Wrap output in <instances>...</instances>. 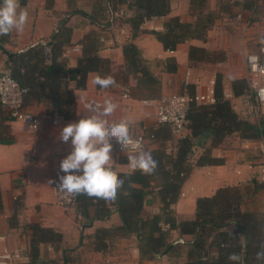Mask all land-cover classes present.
Segmentation results:
<instances>
[{"label": "crops", "instance_id": "obj_1", "mask_svg": "<svg viewBox=\"0 0 264 264\" xmlns=\"http://www.w3.org/2000/svg\"><path fill=\"white\" fill-rule=\"evenodd\" d=\"M252 2L258 5V0ZM19 4L27 11L28 20L23 31L13 29L0 35V72L9 68L13 54L52 41L67 78V88L73 94L75 114L66 120L44 98L27 94L24 111L58 119L57 125L44 121L32 133L24 130L20 122L11 120L2 108L0 120L3 118L2 125L8 127L4 139L9 142H0V255L12 257L8 264H190L216 257L214 240L219 232L235 234L244 252V235L233 223L221 229L208 227V236L198 241L196 236L181 234L178 228L170 229L161 221L173 246L167 252L162 248L150 260L142 259L137 236L120 229L121 219L116 211L104 220L89 223L76 210L68 213L55 203L48 180L60 172V161L71 151L70 141H60V130L69 122L89 115L86 104L102 105L106 98L117 104L107 119H127L134 134H155L147 151L160 145L168 152L174 151L178 140L169 129L164 135L165 127L156 124L155 102L165 95L202 90L216 76L221 78L224 92L232 93V82L239 79H245L249 86L245 57L256 50L257 39L264 33L257 14L261 7L250 12L244 8V0H169L166 16L145 20L134 33L127 22L136 14L134 0H19ZM207 16V29L201 37L189 38L174 51L165 50L156 36L165 32V25L172 18L204 30ZM128 44L135 46L139 64L149 73V81L140 73L128 71L123 54ZM191 47L198 49L193 57L189 56ZM5 51L12 56L8 58ZM83 57L95 61L86 74L84 87L78 89V62ZM97 73L101 77H114L115 86L102 89L95 85ZM248 98L252 99V106L248 105ZM227 100L240 118L260 127L256 103L248 91L237 97L232 94ZM262 148L263 137L244 139L239 133L227 135L218 145L212 144L211 135L196 138L190 155L194 166L177 201L170 207L176 224L196 218L198 198L215 196L224 189H230V194L238 198L240 213L264 219V182L259 179L257 166L264 159ZM205 153L218 159V163L196 166L197 159ZM112 155L111 166L116 172H131L129 153L119 152L113 143ZM160 186L159 178H153L143 199L144 220L154 215L162 217L157 195ZM93 214L91 209L90 216ZM32 225L51 229L60 237L56 242L39 243L34 259L30 257L29 246ZM101 229L108 232L98 239L95 234ZM229 242L227 238L224 244L227 246ZM250 258L253 254L249 253L247 259Z\"/></svg>", "mask_w": 264, "mask_h": 264}, {"label": "trees", "instance_id": "obj_2", "mask_svg": "<svg viewBox=\"0 0 264 264\" xmlns=\"http://www.w3.org/2000/svg\"><path fill=\"white\" fill-rule=\"evenodd\" d=\"M136 14L129 18L132 30H139L142 23L153 17L166 16L169 13V0H134L133 4ZM260 7L252 0H244V8L250 12H255ZM204 30L197 29L190 24L181 23L177 18H172L165 25V32L156 33L163 48L174 51L176 47L193 37H201L208 25V16L205 19ZM50 48V62L45 61V47ZM198 51L197 48L189 49V56L193 57ZM124 59L128 71L135 74L140 73L149 81V73L140 66L138 52L133 44H128L123 49ZM58 54L52 41L37 44L28 48L24 52L13 54L9 60V68L13 78L21 87L27 89V94H35L38 98L48 101L58 115L64 119H71L75 114V103L72 92L67 88L66 75L62 65L57 61ZM87 57H83L78 62V75L80 79L76 83V88L84 87L86 74L90 71L92 62ZM152 80V79H151ZM152 82H155L153 79ZM247 81L239 79L232 82V94L237 97L248 91ZM26 94V95H27ZM215 103L211 106L191 105L187 111L189 134L178 140L174 151H167L166 147L152 150L150 153L157 161V168L151 175H143L139 171L135 173L116 172L119 178L124 179L123 189L118 190L117 200L106 202L103 199L89 197L86 194L76 195V213L87 218L89 223L94 220H104L113 211H116L121 219L120 229L126 234H135L139 241V251L142 259H152L160 254L164 248L165 252L173 246L169 239V231L163 230L160 222L169 225L170 229L178 228L181 234H192L198 241L208 236V227L221 229L224 225L234 224L238 232L245 238L244 252L239 238L233 233L219 232L214 240L217 249L216 257H206L205 260H198L190 264H238L227 259L230 253H237L242 257L244 264H264L255 259V253L259 250V244L264 242V219L255 214L240 213L238 210V198L230 194V189L220 190L215 196L201 197L196 200V218L193 221H182L176 224V219L171 210L180 194L183 182L192 171L193 164L190 162V155L195 145V139L212 136V144H220L224 137L232 133H239L244 139H258L263 136L261 128L253 123L240 118L233 110L229 100L224 98L221 78L216 76L214 80ZM0 115L2 107L0 105ZM1 117V116H0ZM3 120V118H2ZM0 120V142L8 143L4 139L8 127L2 125ZM158 125V124H157ZM164 126V135L167 134V126ZM155 139L154 133H150ZM148 136V135H147ZM218 159L210 157L209 153L200 156L196 161V166L212 165L218 163ZM158 177L160 188L157 192L161 204V214L154 215L144 220L141 216L143 199L147 189L150 187L153 178ZM94 210L90 216V210ZM2 203L0 197V213ZM32 235L29 241L30 257L34 259L38 256V245L43 242H56L59 235L51 229L38 225L30 227ZM108 231L98 230L95 237L101 239ZM227 238L230 242L224 244ZM243 253V254H242ZM253 254V258L247 259L248 254ZM250 262V263H248Z\"/></svg>", "mask_w": 264, "mask_h": 264}, {"label": "clouds", "instance_id": "obj_3", "mask_svg": "<svg viewBox=\"0 0 264 264\" xmlns=\"http://www.w3.org/2000/svg\"><path fill=\"white\" fill-rule=\"evenodd\" d=\"M27 20L28 13L20 8L19 0H0V35H7L13 29L23 31ZM261 43H264V39ZM93 83L107 89L115 86L116 81L112 76L101 77L97 73ZM85 107L89 115L69 122L60 130V141H70L71 151L59 163L63 175L57 174L58 183L49 179L48 184H56L61 192L72 196L86 194L114 203L118 198V190L123 189L125 181L118 177L111 166L114 162L113 143L118 145L120 152L131 153L127 159L132 173L139 171L143 175H151L158 164L145 149L142 139L133 138L130 134L127 119H107L117 108L112 99H104L102 105L86 104ZM35 127L32 125L34 130ZM227 259L242 264V257L235 252L230 253ZM255 259L264 262V242L259 244Z\"/></svg>", "mask_w": 264, "mask_h": 264}, {"label": "built area", "instance_id": "obj_4", "mask_svg": "<svg viewBox=\"0 0 264 264\" xmlns=\"http://www.w3.org/2000/svg\"><path fill=\"white\" fill-rule=\"evenodd\" d=\"M257 3L264 9V0H258ZM240 17V15H237V19H240ZM262 39H264V34L257 39L256 50L250 52L245 57V66L247 69V79L249 83L248 92L252 95L256 103V115L263 134L262 151L264 157V43H261ZM44 51L45 61L46 63H49L50 48L46 46ZM252 57H255L256 59H252ZM188 78L189 72L187 71L186 82L188 81ZM27 92V89L21 87L13 78L10 69L6 68L0 72V105L6 111V114L11 120L20 122L24 130L32 133L39 130L44 121H50L53 125H57L58 119L52 118L48 114L37 116L24 111V97ZM223 96L224 98L229 99L231 98L232 93L223 91ZM144 103H146V101ZM214 103V80L202 90L195 88L191 94H170L162 96L155 102L156 124L167 126L170 133L177 138V140L183 139L189 134L188 120L186 116L190 106H211ZM32 125L36 126L35 130L32 128ZM129 130L133 138L142 139L145 149L148 150L150 140H152L154 136H147L143 133L134 134L131 126H129ZM116 148L120 152L118 145H116ZM124 152L131 154L128 151ZM257 166L259 179L264 182V159ZM248 167L252 168L253 165L249 163ZM57 174L52 180L57 181L58 183ZM59 174L63 175L61 172H59ZM52 191L55 203L64 211L70 213L76 210V195L72 196L66 192H61L56 187V184H52ZM205 259L206 258H202V260ZM10 261H12V257L10 255H0V264H8Z\"/></svg>", "mask_w": 264, "mask_h": 264}, {"label": "rangeland", "instance_id": "obj_5", "mask_svg": "<svg viewBox=\"0 0 264 264\" xmlns=\"http://www.w3.org/2000/svg\"><path fill=\"white\" fill-rule=\"evenodd\" d=\"M257 14H258V16H260V22H261L260 26L262 27V26H264V9L260 8V10H259V12ZM262 34H264V33H260V35H262ZM251 49H253V46L251 47ZM247 103H248L249 106H252V99L248 98L247 99ZM240 111L243 112V108L240 109ZM242 116H245V115L242 114ZM253 119H254V117H253Z\"/></svg>", "mask_w": 264, "mask_h": 264}, {"label": "water", "instance_id": "obj_6", "mask_svg": "<svg viewBox=\"0 0 264 264\" xmlns=\"http://www.w3.org/2000/svg\"><path fill=\"white\" fill-rule=\"evenodd\" d=\"M5 54H6V56H7L8 58H10V57L12 56V53H9V52H6V51H5Z\"/></svg>", "mask_w": 264, "mask_h": 264}]
</instances>
